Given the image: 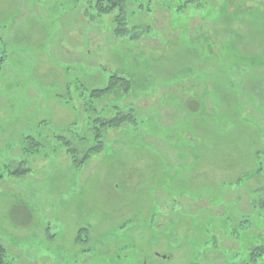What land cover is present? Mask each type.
<instances>
[{
  "label": "rangeland",
  "instance_id": "rangeland-1",
  "mask_svg": "<svg viewBox=\"0 0 264 264\" xmlns=\"http://www.w3.org/2000/svg\"><path fill=\"white\" fill-rule=\"evenodd\" d=\"M97 1L0 0V163L32 169L0 186L9 260L255 264L264 0H129L128 28L138 30L124 36ZM114 75L133 82L124 105L138 129L107 131L105 151L75 169L52 134L90 131L83 109L61 98L77 85L104 89ZM104 103L98 112L111 118ZM41 133L48 155L26 157V138Z\"/></svg>",
  "mask_w": 264,
  "mask_h": 264
},
{
  "label": "trees",
  "instance_id": "trees-1",
  "mask_svg": "<svg viewBox=\"0 0 264 264\" xmlns=\"http://www.w3.org/2000/svg\"><path fill=\"white\" fill-rule=\"evenodd\" d=\"M196 1V0H195ZM193 1V3H195ZM129 0H98L96 2V10L99 16L115 15V33L118 36H124L131 33V31L138 30L133 26L128 28V12L127 5ZM199 8V7H198ZM197 8V9H198ZM196 9V8H195ZM7 61V57H0V70L3 69ZM133 91L132 80L114 75L110 78V81L106 88L94 90L92 92L86 91L83 86L77 85L75 89L69 88L67 96L61 98V101L66 105H71L72 102L77 103L76 107L83 109V112L87 116L86 128L90 131V134L83 133L82 129L80 134H77L76 128L69 130L70 137L53 133L54 141L63 147L69 156L71 166L75 169H82L93 158V156H99L106 149V137L105 134L109 130H122L125 126L137 130L139 126V119L137 115L127 109L124 105L130 94ZM75 94L77 99L75 100ZM112 97V100H111ZM105 102V103H104ZM112 105L109 110L112 112L111 118L103 117L108 108H104L103 112L99 113L98 109L101 104ZM73 104V103H72ZM75 107V105H73ZM78 109V108H77ZM83 133V134H81ZM45 137L43 133L38 136H28L22 145L23 154L26 157H33L40 153L45 152L46 156V143L42 141ZM79 138L80 142L77 141ZM53 154L56 149L52 148ZM8 162L0 163V186L7 181L10 177L22 178L29 175L32 169L27 166V160L24 159L15 164ZM264 208V203L262 204ZM264 210L262 211V216ZM251 258L252 263L264 264V247L253 252ZM262 258V259H261ZM261 259V260H260ZM0 264H13L8 257L7 249L4 244L0 242Z\"/></svg>",
  "mask_w": 264,
  "mask_h": 264
}]
</instances>
